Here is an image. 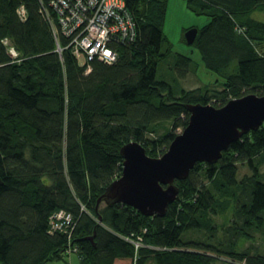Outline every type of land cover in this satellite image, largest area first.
<instances>
[{"label": "trees", "instance_id": "trees-1", "mask_svg": "<svg viewBox=\"0 0 264 264\" xmlns=\"http://www.w3.org/2000/svg\"><path fill=\"white\" fill-rule=\"evenodd\" d=\"M186 2L210 17L195 44L223 80L174 92L157 78L170 51L162 50L168 0H126L137 20L136 40L116 45L114 64L91 61L88 74L63 35L65 49L57 51L40 0H0L2 264H49L69 257L70 247H77L74 264H264V254L244 247L257 234L264 241V125L217 163H197L187 179L177 180L178 198L163 217L121 203L98 206L122 175L124 145L136 141L161 157L176 130L188 125L187 105L220 108L248 94L264 96V22L253 17L264 12V0ZM233 64L234 72H224ZM193 66L192 58L178 55L176 78H188ZM240 166L252 172L239 178ZM230 204L232 216L220 228L213 218ZM58 210L73 215L71 236L50 231ZM192 231H205L208 240L221 231L222 238L216 244L187 238Z\"/></svg>", "mask_w": 264, "mask_h": 264}, {"label": "water", "instance_id": "water-1", "mask_svg": "<svg viewBox=\"0 0 264 264\" xmlns=\"http://www.w3.org/2000/svg\"><path fill=\"white\" fill-rule=\"evenodd\" d=\"M198 34L197 28L187 30L188 44H194ZM186 108L188 125L161 157L149 156L136 141L122 147V175L107 187L98 206L121 203L145 216L163 217L178 198L177 180L187 179L197 163H217L234 142L264 125V96L256 94L232 99L220 108L211 104Z\"/></svg>", "mask_w": 264, "mask_h": 264}, {"label": "built area", "instance_id": "built-area-1", "mask_svg": "<svg viewBox=\"0 0 264 264\" xmlns=\"http://www.w3.org/2000/svg\"><path fill=\"white\" fill-rule=\"evenodd\" d=\"M41 13L51 24L57 41V51L62 53L60 37L69 40L66 48L72 47L73 53L82 66L87 65L86 73L92 68L90 62L98 59L106 64H114L118 57L117 44L133 43L138 34L137 20L128 8L126 0H40ZM21 19H26V10H18ZM5 44L9 45L8 40ZM12 56H17L13 47ZM73 215L58 210L50 217V231L73 232ZM137 248L140 243L136 242ZM77 247L67 250L71 258Z\"/></svg>", "mask_w": 264, "mask_h": 264}, {"label": "rangeland", "instance_id": "rangeland-1", "mask_svg": "<svg viewBox=\"0 0 264 264\" xmlns=\"http://www.w3.org/2000/svg\"><path fill=\"white\" fill-rule=\"evenodd\" d=\"M253 17L259 21L264 22V12H255ZM210 22V17L206 14H198L187 5L186 0H168L167 16L164 25V33L168 42H164L162 50L168 52L167 57L162 59L157 67V78L159 80L168 81L173 88L174 92H180L181 88H195L199 84L203 85H215L223 80L221 73H217L209 70L202 59V54L198 44H188L186 41V30L197 28L202 29ZM178 55H185L193 59V69L188 78L184 80L177 79V71L175 69V63ZM237 64H233L231 68L224 72H234ZM183 131L177 129L176 133L180 134ZM162 133V132H161ZM159 135V134H158ZM161 135V134H160ZM264 172V166H262ZM252 171L248 166H240L239 178H242L245 174H250ZM233 206L230 204L224 213H221L215 218L213 222L220 228L229 223V219L232 216ZM187 238H199L207 241L208 243L216 244L217 238H222V232L219 231L216 234V238L208 240L205 231H192L187 234ZM249 246L257 249L258 252L264 254V241L263 238L257 234L256 240L253 242H247L244 247ZM77 262V256L62 257L59 260L51 261L49 264H74ZM0 264H2L0 262ZM214 264H228L224 260H217Z\"/></svg>", "mask_w": 264, "mask_h": 264}]
</instances>
